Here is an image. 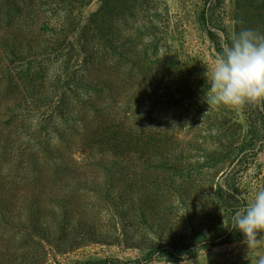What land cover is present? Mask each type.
Returning <instances> with one entry per match:
<instances>
[{
    "label": "rangeland",
    "instance_id": "obj_1",
    "mask_svg": "<svg viewBox=\"0 0 264 264\" xmlns=\"http://www.w3.org/2000/svg\"><path fill=\"white\" fill-rule=\"evenodd\" d=\"M149 1L159 17L144 5L116 21L118 51L99 53L125 72L93 71L96 83L70 43L80 30L63 37L72 18L82 28L102 0H0V255L9 264L42 259L29 230L36 210L61 226L43 264L264 257V242L248 248L230 220L264 188V117L247 116L257 106L206 102L205 73L242 11L222 0L204 24V0ZM259 7L247 5L241 29L264 33ZM144 17L157 25L140 26Z\"/></svg>",
    "mask_w": 264,
    "mask_h": 264
},
{
    "label": "clouds",
    "instance_id": "obj_2",
    "mask_svg": "<svg viewBox=\"0 0 264 264\" xmlns=\"http://www.w3.org/2000/svg\"><path fill=\"white\" fill-rule=\"evenodd\" d=\"M205 76L208 105L236 108L253 105L264 110V33L247 28L234 33L222 43ZM230 220L232 229L245 237L248 248L264 242V188L256 190ZM226 222L224 217V225ZM257 264H264V257Z\"/></svg>",
    "mask_w": 264,
    "mask_h": 264
},
{
    "label": "trees",
    "instance_id": "obj_3",
    "mask_svg": "<svg viewBox=\"0 0 264 264\" xmlns=\"http://www.w3.org/2000/svg\"><path fill=\"white\" fill-rule=\"evenodd\" d=\"M29 2H31V0H28ZM75 1L78 5H82L84 0H73ZM222 0H204L205 3V10L203 12V19L202 22L208 23L210 22V12L211 11H215V8L220 5ZM25 2V0H24ZM259 2V3H256ZM159 4H161V2H157ZM150 1L149 0H102V5L101 7L95 11L94 13H92V15L90 16L88 23L86 25H84L82 28L80 27V24L78 22H76V19L72 18L70 20V22L68 23V25L70 26V29L68 31L67 29V34L65 35V37H63L65 40H69L68 36L70 34V30H72V32H76L78 30H80V34L78 36V44H75L74 41H70V43L73 46L74 51L77 52V57L82 58V63L81 67L84 69L85 74L89 75L90 77L94 74L93 71L96 72H101V71H109V70H118L119 72H125L123 71V68L120 66L119 62L118 64L114 63L113 59L110 61V63L107 61V56L106 55H100L99 53H103L105 54V51L108 49L110 51L116 50L118 51L119 46L116 43H113L114 41L112 40V31L115 28V22H122L125 21L126 19L130 18V17H134V15H136L135 11L142 9V7H145L144 5H146V10L150 9L153 13V16L159 17V5H156V3H152L150 5ZM253 4L257 7L258 4H260V7L258 8L260 10V8H263L264 10V0L262 1H258V0H237V6H238V10L242 11L238 17L237 23H236V30L237 33L241 30V28H243L246 24H248L247 21V15H248V11L246 10L247 5L249 7H252ZM165 6H167V4H165ZM167 8V7H166ZM206 13H208L206 15ZM73 16V14L71 15ZM143 23L140 26H143L146 22L151 23L150 26L155 27V25H157L156 22H154V19H152L151 17H144V19H142ZM141 21V22H142ZM139 26V27H140ZM138 27V28H139ZM210 27V26H209ZM71 32V34H72ZM209 32V36L210 38H214L216 33L213 31V28H209L208 29ZM69 33V34H68ZM120 67V68H119ZM87 72V73H86ZM129 73H125V76H127ZM94 78V80H93ZM99 75H97V77H93L92 76V81L97 83L99 82ZM92 86L95 85L94 83H91ZM97 86V84H96ZM253 106V105H252ZM254 107V106H253ZM256 114H261L264 117V110H262L260 107H254L251 110V113H247V116L249 118H253ZM258 118V117H257ZM257 118H255V120L257 121ZM99 131V130H98ZM100 132V131H99ZM99 138H101V136H98ZM263 140H261L260 145L262 146V144L264 143V136L262 137ZM115 146H117L115 144ZM257 144L252 148V152L254 154V152H256L257 150ZM260 146V147H261ZM117 148V147H116ZM113 149V148H112ZM129 155V154H128ZM239 154L235 155L234 159H236V156H238ZM256 155V154H255ZM58 156V155H56ZM55 156V157H56ZM129 158H131V156H129ZM57 159V158H56ZM233 159V161H234ZM59 160V159H58ZM142 161V160H141ZM145 162V161H142ZM102 165V164H101ZM229 192V191H228ZM58 199H61V197H58ZM63 199H67L68 198L66 196H63ZM31 210V209H29ZM57 211L52 210L51 214L54 218V215L56 214ZM35 214H40V217L37 218V223L38 225L35 223L29 226V230L32 232V234H34L35 236H37L38 240H39V244L41 245L42 248V254L43 257L42 259L39 261V264H43L45 262H47L48 260V256H49V251H47L46 246L47 244H49L50 246H53V239H51L54 234H57L58 231V227H55V229H53L55 225H59L57 223V221L53 222V223H48V220H40L42 214L36 210ZM33 211H31V213H29V218L31 217H37V215H35ZM63 217H65V215L63 214ZM52 218V217H51ZM57 218V217H56ZM60 226V225H59ZM61 227V226H60ZM60 231V230H59ZM54 232V233H52ZM33 235V236H34ZM75 246L71 247V249H73ZM11 259L9 257V255L7 253H5L4 255H0V264H9L11 263ZM13 264V263H12Z\"/></svg>",
    "mask_w": 264,
    "mask_h": 264
}]
</instances>
